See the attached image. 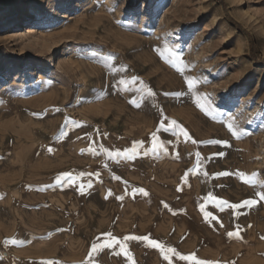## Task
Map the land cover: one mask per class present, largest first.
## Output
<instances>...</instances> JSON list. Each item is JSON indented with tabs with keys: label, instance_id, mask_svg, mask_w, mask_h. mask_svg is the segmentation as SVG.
<instances>
[{
	"label": "rangeland",
	"instance_id": "rangeland-1",
	"mask_svg": "<svg viewBox=\"0 0 264 264\" xmlns=\"http://www.w3.org/2000/svg\"><path fill=\"white\" fill-rule=\"evenodd\" d=\"M257 192L264 0H0L3 217L40 204L62 250L106 229L157 264H264Z\"/></svg>",
	"mask_w": 264,
	"mask_h": 264
},
{
	"label": "crops",
	"instance_id": "crops-1",
	"mask_svg": "<svg viewBox=\"0 0 264 264\" xmlns=\"http://www.w3.org/2000/svg\"><path fill=\"white\" fill-rule=\"evenodd\" d=\"M41 207L38 204L36 211H30L31 208L25 206V212H22L21 217H14V208L10 209L11 212L7 210L6 216L3 217L0 209V243H4L0 244V264H44L47 261H52L54 264H89L90 260L91 264H157L158 257L155 252L143 250L141 245L150 239H126L141 237L139 232L127 231L118 235L109 233L106 229H98L88 240H84L86 242L84 249L75 251L70 250L71 248L62 250L61 244L59 246L47 244L46 222L44 212H40ZM101 214V217L96 218V225L131 224L127 219H122L120 222L118 219H113L111 211L107 210ZM105 215L109 217L104 219ZM113 237L119 243H112L111 247H107ZM12 240L18 243H5ZM93 243L97 244L98 251H92ZM90 252L91 257H89Z\"/></svg>",
	"mask_w": 264,
	"mask_h": 264
},
{
	"label": "snow or ice",
	"instance_id": "snow-or-ice-1",
	"mask_svg": "<svg viewBox=\"0 0 264 264\" xmlns=\"http://www.w3.org/2000/svg\"><path fill=\"white\" fill-rule=\"evenodd\" d=\"M178 55H179V54H177V53H173V56H174V57H178ZM169 62L172 63L173 66H175V64H176V61H175V60H170ZM188 86H189L190 89L192 88L193 84H192L191 80L188 81ZM199 106H200V105L198 104V107H199ZM172 123L174 124L175 122H172ZM160 130L166 132V131H170L171 129H170V128H167V127H164V124L162 123V124L160 125ZM181 132L184 134V136H188V133H187L184 129H182V128H181ZM152 135H153V137H155V136H156V133H153ZM215 143H217V144H219V143H223V144L227 145V141H215ZM155 147H157V146H154V148H155ZM160 147H162V145H160ZM254 175H255V174H254ZM66 178H67V179H70V174H68V173L62 174V175L56 177V180H57V182H59V181L64 180V179H66ZM246 183H249V184L254 183V177H253V178H250L249 180H247ZM144 194L147 195V193H144ZM255 195L258 196L260 200L264 201V193H262V192H257V193H255ZM256 203H257V201H256L255 199H248V200H245V201H243V202H241V203H239V204L233 205V207H234V208L248 207V206H252V205H254V204H256ZM108 235L111 236V234H108ZM234 235H235L237 238H239V237H238V233H235V234L232 233V232H229V233H228V236H229V237H233ZM126 239H144V240H148V237H127ZM5 243H13V244H15V243H18V241H16V240H12V241H6ZM112 243H119V241H116L115 238L113 237V238H112V242H111V243H108L106 246H107V247H111V246H112ZM149 243H150L152 246H154V247H159L157 241H155V240H149ZM161 250L163 251V249H161ZM92 251H93V252L98 251V248H97V244H96V243H93V245H92ZM169 251H173V252H174L175 250H174V249H169ZM91 256H92V253L90 252V253H89V257H91ZM179 258H180V259L187 260V259H189L190 257H187V256H180ZM165 259H168V257L165 256ZM191 259L195 260V256H192ZM44 264H54V262H52V261H47V262H44ZM89 264H91V260L89 261ZM198 264H205V262H198Z\"/></svg>",
	"mask_w": 264,
	"mask_h": 264
},
{
	"label": "bare ground",
	"instance_id": "bare-ground-1",
	"mask_svg": "<svg viewBox=\"0 0 264 264\" xmlns=\"http://www.w3.org/2000/svg\"><path fill=\"white\" fill-rule=\"evenodd\" d=\"M180 10V9H179ZM177 11V10H176ZM28 29H30L31 30V28L29 27ZM30 30H29V32H30ZM208 31H209V29H208ZM27 32H28V30H27Z\"/></svg>",
	"mask_w": 264,
	"mask_h": 264
}]
</instances>
